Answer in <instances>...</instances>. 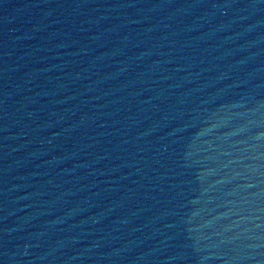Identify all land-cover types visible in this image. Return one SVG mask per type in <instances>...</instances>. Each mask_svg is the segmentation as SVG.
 <instances>
[{"label":"water","instance_id":"1","mask_svg":"<svg viewBox=\"0 0 264 264\" xmlns=\"http://www.w3.org/2000/svg\"><path fill=\"white\" fill-rule=\"evenodd\" d=\"M106 264H264V0H132Z\"/></svg>","mask_w":264,"mask_h":264}]
</instances>
